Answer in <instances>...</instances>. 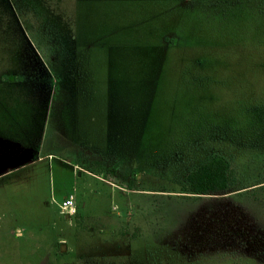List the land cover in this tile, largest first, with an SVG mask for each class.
Returning <instances> with one entry per match:
<instances>
[{
    "label": "rangeland",
    "instance_id": "1",
    "mask_svg": "<svg viewBox=\"0 0 264 264\" xmlns=\"http://www.w3.org/2000/svg\"><path fill=\"white\" fill-rule=\"evenodd\" d=\"M0 264H264V0H0Z\"/></svg>",
    "mask_w": 264,
    "mask_h": 264
},
{
    "label": "trees",
    "instance_id": "2",
    "mask_svg": "<svg viewBox=\"0 0 264 264\" xmlns=\"http://www.w3.org/2000/svg\"><path fill=\"white\" fill-rule=\"evenodd\" d=\"M183 193L209 195L235 186L237 176L225 155L212 152L192 165L182 175Z\"/></svg>",
    "mask_w": 264,
    "mask_h": 264
},
{
    "label": "built area",
    "instance_id": "3",
    "mask_svg": "<svg viewBox=\"0 0 264 264\" xmlns=\"http://www.w3.org/2000/svg\"><path fill=\"white\" fill-rule=\"evenodd\" d=\"M61 212L65 216H73L76 214L75 199L72 194L65 196L60 202Z\"/></svg>",
    "mask_w": 264,
    "mask_h": 264
}]
</instances>
